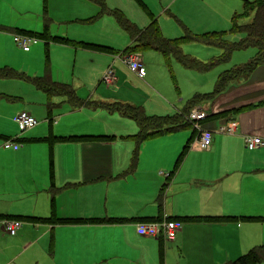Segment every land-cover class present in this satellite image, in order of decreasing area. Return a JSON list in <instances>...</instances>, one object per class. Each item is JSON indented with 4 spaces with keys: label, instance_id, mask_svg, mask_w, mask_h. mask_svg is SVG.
<instances>
[{
    "label": "crops",
    "instance_id": "obj_1",
    "mask_svg": "<svg viewBox=\"0 0 264 264\" xmlns=\"http://www.w3.org/2000/svg\"><path fill=\"white\" fill-rule=\"evenodd\" d=\"M107 1L116 5L112 8L105 0L108 7L126 12L131 20L124 15L140 28L146 27L154 17L166 38H179L185 34L178 37L166 34L169 19L179 21L182 18L178 11H173L178 0H159V3L141 0L143 5L139 9L147 11V14L142 12V17L135 14L129 0H123V3ZM64 8L80 19L101 17V7L93 0H0V25L13 28L10 31L0 30V37L6 35L11 38V34L19 32L40 33L44 28V12L46 17L49 13L52 18L49 24L51 35L59 25L54 21L58 12L56 9L66 10ZM238 15L240 13L233 15V25L249 23L253 18L252 15L249 21L238 23ZM59 26L65 27L61 23ZM59 32L55 36L69 38L63 36L69 34L68 31ZM124 32L129 44L126 49L132 39ZM206 32L215 31H203ZM96 41L88 43L109 49L98 51L82 47L93 57L91 61L94 62L95 73L85 78L72 76V84L68 83L80 99L129 103L142 107L150 116L174 115L186 107L179 108L158 98L155 104L159 109H153L150 94L137 92L139 89L129 85L121 72L123 58L121 54H115V39ZM62 45L67 46L66 49L74 46ZM252 49L257 50L255 47ZM74 53L78 59L80 52L76 49ZM138 53L141 55V52ZM255 54L248 62L254 59ZM160 55L161 62L164 59L169 69L163 54ZM141 57L143 61V55ZM243 65L220 68L222 70L218 72L213 89L201 90L197 82L193 84L187 103L194 96H200L195 98L192 107L207 112L206 120L201 123L203 129L213 131L212 145L207 150L199 148V130L193 124L190 128L148 138L138 149L136 142L127 138L139 131L136 122L131 124L132 119L102 107H75L67 96L49 97L43 91L48 97L49 112L46 117L37 120L36 126L23 131L29 130L28 137L0 134V264H151L149 258L153 256L159 255L167 262L176 253H181L188 264H213L221 257L215 228L225 227L226 224L229 235L234 237L231 249L225 254L229 261L244 248L249 251L256 245H264V221L248 219L251 216L264 217V146L250 150L245 142L247 134L264 138V64L256 67L248 78L232 81L221 93L207 96L213 92L222 72ZM110 67L114 69L116 79L107 85L103 76ZM46 71L54 81L64 83L58 81L60 79L55 75L53 77L48 67L44 73ZM172 71L169 69L171 77ZM137 76L134 75L136 79L142 78ZM94 80L98 82L95 90L89 89L85 93V88ZM102 90L108 94H103ZM173 108H178L177 112L170 113ZM24 110L35 117L31 106ZM161 111H166V114H156ZM99 118L103 124H100ZM63 119L68 120L66 124L69 126L77 122L79 127L64 133L58 130ZM232 121L238 123L235 134L218 131L221 124ZM49 126L54 140L39 137L47 134ZM39 130L44 133L40 135L37 133ZM79 135L110 138H60ZM4 137L19 138L22 143L18 149L5 148ZM35 144L42 146L37 148L39 152L33 153ZM128 170L129 173L122 175ZM162 189L163 202L160 206L157 200ZM50 215L55 217L52 222H33L21 217ZM160 215L161 219L188 218L181 220L183 228L172 242L142 236L137 231L138 224L151 222ZM193 216L209 217V220L189 219ZM94 218H116V221H72ZM5 220L21 221L22 225L15 235L5 232L2 225Z\"/></svg>",
    "mask_w": 264,
    "mask_h": 264
},
{
    "label": "rangeland",
    "instance_id": "obj_2",
    "mask_svg": "<svg viewBox=\"0 0 264 264\" xmlns=\"http://www.w3.org/2000/svg\"><path fill=\"white\" fill-rule=\"evenodd\" d=\"M114 1L123 3V0ZM146 1L150 3H159V0ZM106 2L110 7L116 6L112 5L114 3L113 1L106 0ZM244 3L245 0H178L176 8L173 11H178L180 13L179 17L182 18H179V21L175 18H170L169 24L171 27L169 26V31L173 34H171L167 28L166 34L172 35V37H178L181 34H184L185 27L183 25H186L197 34H201L203 31H218L223 34V36L225 35L227 41H238L244 37V33L238 30L232 31L234 28L232 22L233 15L235 13H240V16L238 15L237 18L238 23L249 21L253 15L251 12H249V14H244ZM129 4L134 7L135 14L138 17H142V12L147 14V11L144 9H142V12L139 9L143 5L141 0H129ZM127 7L130 9L129 6ZM64 9L66 10L56 9L58 12L54 21L56 24L60 25L61 23L62 25H65V27L62 28L57 25L54 32L51 34L52 37H55L59 31V33L62 31H68L69 34H63V36H68L77 44L83 41L98 42L96 41L97 39L114 38L117 42L116 48H114L115 54H121L120 56L123 57L124 54L122 52L129 44H127L125 39L126 33L120 29L113 15L109 16L105 14L101 15V17L98 16L92 19H80L78 18L79 16L69 14L70 10L68 8ZM120 9L122 8L120 7ZM124 13L128 17L126 12ZM132 14L135 17L133 12ZM47 17L49 18V22H51L52 18L49 16V13ZM10 37L11 38L6 35L0 37V67L11 68L21 75L0 78V134L11 137L19 135L22 137H28L27 134L29 133V130L23 132L15 122V116L22 110L26 109L27 106H31V111L35 113V118L39 121L46 117L49 108L47 95L39 90L30 79L26 78V76L42 75L48 67V70L51 69L53 77L55 75L60 80L56 78L54 79L72 84V76L80 78L89 77L95 73L96 68L94 62L91 61L93 57L88 55L89 52L85 51L79 45L71 46L72 49H66L68 48L67 46L65 47L62 43L54 41L52 38H49L48 40L50 44L46 45L47 40L38 36L39 43H36L37 45L33 44L34 46L32 45V49L29 52H26L14 41L13 34H11ZM74 48L80 52L78 59L74 53L76 50ZM182 50L184 53L205 63H210L213 59L220 58L218 56L222 54L221 49L216 46H205L193 42L184 43ZM255 52L256 50L252 49V47L236 50L233 52L228 63L216 65L205 72L192 71L191 69L185 68L176 59H171L168 67L171 71L173 70L174 78H172L169 69L165 66L164 59L161 62L160 53L147 48L141 51V55H143L144 58L145 69L147 71V74L143 78L136 79L134 75L137 76V74L133 72L124 61V67L121 72L129 85L139 89L137 92L141 93L142 91H146L150 94V104L153 109H159L155 104V102L157 103L159 101L158 98H162L169 104L177 105L180 108L183 105H187L188 98L191 97L190 95L192 93L193 84H196L197 82L201 90H203V88L213 89L220 70L247 63ZM236 71L237 70L235 69L230 70V75ZM235 74H237V78H242L243 74L240 72ZM67 78L69 80H66ZM97 84L98 82L96 80L89 83L87 88H85V93H87L89 89L94 91ZM102 93L105 95L108 94L106 90H102ZM177 109L178 108H173V111L170 113L177 112ZM57 113H59V111L55 114ZM156 114L165 115L166 111L156 112ZM98 121L100 124H103L101 118H99ZM66 122H68V120L63 119L58 125V130L60 129V131H64V133H70L73 128L79 127L77 122L72 126H69ZM91 122L92 120L90 123ZM131 124L135 125L136 123L132 120ZM37 133L41 135L44 132L39 130ZM50 134L49 126L47 134L39 137L54 140L51 138ZM41 144L34 145L36 150L33 153L39 152V149L37 148L42 146ZM57 149L59 150V147ZM241 221L239 220V222ZM227 226L228 224H226L225 227L219 226L215 228L217 235L219 236L218 248L221 257L219 258V261H215L213 264H226L229 262V259L225 258V254L227 250L231 249L232 244L234 243V237L229 235V229H227ZM246 251L247 249L244 248L241 252L230 258V260H235L241 256L242 253L245 254L248 252ZM149 259L152 260L150 262L151 264H188L181 253H176L174 258L169 257L167 262L163 258L161 260L159 255L155 257L153 256Z\"/></svg>",
    "mask_w": 264,
    "mask_h": 264
},
{
    "label": "trees",
    "instance_id": "obj_3",
    "mask_svg": "<svg viewBox=\"0 0 264 264\" xmlns=\"http://www.w3.org/2000/svg\"><path fill=\"white\" fill-rule=\"evenodd\" d=\"M93 1L97 2L100 5L101 7V11L99 13L100 15H105V14L113 15L119 26L130 35L132 39V43L130 44V46L124 49V51L122 52L123 54H127L130 52H141L143 49L149 48L163 54L168 66L170 64L171 59L174 58L187 69L208 71L213 66L219 63L228 62L234 51L246 49L249 47H255L257 50L254 59H252L250 62L244 64L241 67L233 68L237 70L235 73L240 72L241 74H243L242 78H248L256 67L264 64V0H254V1L245 0L244 14L246 13L249 14V12H251L254 13V15L249 23L243 25L234 24V28L232 29V31H237V30L241 31L242 33H244V37L238 41H231V42L227 41L225 39V35L223 36V34H221L218 31L206 32L198 35L189 31L187 28L184 29L185 34L182 37L174 38V39L166 38L161 32L156 18L154 17L151 18L149 24L146 27L140 28L135 23L130 21L121 10L108 8L105 3V0H93ZM236 17L237 16H235V19ZM49 24H50L49 19L46 17V12H44V28L40 33H37V35L41 36L46 40L52 38L54 41H59L60 43L79 45L87 49H93L98 51H104L109 49L106 46L95 43L81 42L77 44L75 41L66 37H59V36L52 37L49 34ZM12 29L13 28L11 27L0 25V30L2 31H10ZM22 34H25V32L24 33L22 32ZM28 35L38 38V36L33 33H30ZM186 42H199L206 45L216 46L223 50V54L216 61L214 60L210 63H205L183 52L182 46ZM47 43L48 41L46 42V44ZM235 73L230 75L229 70L222 72L216 82L213 92L207 96L211 97L218 93H221L222 91L225 90V88L229 85L230 82L241 79V77L237 78V74ZM19 75L21 74L12 70L11 68L0 67V78L12 77V76L15 77ZM26 78L30 79L36 85L37 88L44 91L49 97H52L54 95L67 96L68 99L75 105V107H79L83 105H89L91 107L93 106L96 108L102 107L110 111L119 112L121 115L134 120L139 126V131L134 135L127 136V138L134 140L137 144L138 149L141 143H143L148 138L180 131L181 129L184 128H190L192 122L189 120L188 114L190 110L193 108L192 106L194 105L193 101L195 100V98L200 97V96H194L191 99V101L187 103L186 107L182 111L174 115L150 116L143 110L142 107L137 105H132L129 103H117V102L104 103V102H94L90 100L84 101L78 97L75 89L70 84L54 81L51 78V75L49 74L48 71H46L41 76H26ZM172 78L174 77L172 76ZM4 138L6 140L9 139L7 137ZM60 138L69 139V140H76V139L85 140L91 138L96 140H104L110 137L79 135V136H66ZM16 141L22 143L20 142L19 138L16 139ZM186 147L188 148V146ZM51 164H52V160H51ZM129 171L130 170H128L122 175L129 173ZM165 185L166 184H164V186ZM157 201L161 206L163 202V189ZM21 217L27 221H33V222H52L55 220V217L53 215H50L48 217H35V216L33 217L21 216ZM161 218L162 216L160 215L157 217V219H154L151 222L158 221V219ZM168 218L177 219L180 221L184 219H188V218H173V217H168ZM189 219H194L197 221L198 220L208 221L209 217L202 218V217L193 216V217H189ZM248 219L254 221H264V217L251 216ZM88 220L96 221L99 223L102 222L111 223L112 221H116V218L75 219L72 221L76 222V221H88ZM59 221L68 222L69 220H59ZM262 262H264V245H256L252 247L247 253L239 256L235 260L229 261L226 264H259Z\"/></svg>",
    "mask_w": 264,
    "mask_h": 264
},
{
    "label": "built area",
    "instance_id": "obj_4",
    "mask_svg": "<svg viewBox=\"0 0 264 264\" xmlns=\"http://www.w3.org/2000/svg\"><path fill=\"white\" fill-rule=\"evenodd\" d=\"M14 41L24 51H29L33 44H36L39 40L37 37L16 33L13 35ZM123 61L126 65L135 72L138 76L144 77L146 70L142 57L138 52H130L123 55ZM116 79L114 69L110 67L103 76V82L107 85L112 84ZM189 120L194 127L199 130L198 145L201 150H207L211 147L213 141V131L203 129L201 126L202 121L206 120V110L198 107H194L190 110ZM19 128L24 131L31 129L38 124L37 119L28 111L23 110L19 112L15 118ZM238 130V123L232 121L226 124H221L218 131L225 134H235ZM246 146L250 150L264 146V138L258 135H245ZM5 148L18 149L20 143L16 139H8L3 145ZM5 232L9 235H15L20 229L22 223L19 220H5L3 223ZM183 228V223L177 219H169L165 217L158 221L140 223L137 226V231L142 236L153 237L156 239H163L165 241H174L178 232Z\"/></svg>",
    "mask_w": 264,
    "mask_h": 264
}]
</instances>
